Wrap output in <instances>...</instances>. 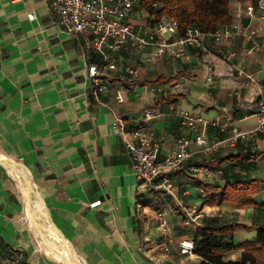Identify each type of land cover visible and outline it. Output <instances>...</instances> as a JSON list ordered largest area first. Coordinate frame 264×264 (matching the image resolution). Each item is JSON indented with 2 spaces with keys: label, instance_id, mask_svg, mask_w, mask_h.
<instances>
[{
  "label": "crops",
  "instance_id": "obj_1",
  "mask_svg": "<svg viewBox=\"0 0 264 264\" xmlns=\"http://www.w3.org/2000/svg\"><path fill=\"white\" fill-rule=\"evenodd\" d=\"M257 1L230 0L229 12L231 28L258 32L261 50L242 38L221 43L224 54L234 53L233 63L247 73L264 69V24L256 10L252 19L244 15ZM139 16L134 21L145 22L143 11ZM90 40L89 35L73 38L61 30L47 0H0V159L15 163L13 173L20 178L17 182L0 164V259L16 255L21 258L13 264H67L58 242L36 229L32 220L55 233L76 264H199L198 256L178 253V243L195 235L181 213L182 207L192 206L201 211L202 222L214 218L250 227L235 233L236 246L255 241L257 227L264 226V132H253L264 78L258 75L255 86L246 84L220 58L199 49L189 50L187 59L161 64L144 55L134 59L140 86L122 91L120 97L101 95L96 102L87 68L100 58ZM205 41L214 46L211 37ZM206 63L214 70L211 85L201 76ZM174 75L177 90L170 85ZM160 85L167 87L161 95L182 96L159 105V117L147 126L159 160L190 134L183 114L204 122L205 137L219 145L208 155L191 146L186 164L158 181L168 180L171 190L150 192L136 181L114 121L121 117L127 130L136 126L144 111L155 106L158 95L153 89ZM232 127L250 134L231 146L226 139ZM231 157L236 159L217 169L207 166ZM191 165L216 177L194 175ZM249 165L252 169L245 171ZM246 173L260 181L254 206L205 203L200 185L223 188L228 177ZM162 211L170 228L165 237L157 231ZM242 253L232 250L225 260L239 262Z\"/></svg>",
  "mask_w": 264,
  "mask_h": 264
},
{
  "label": "built area",
  "instance_id": "obj_2",
  "mask_svg": "<svg viewBox=\"0 0 264 264\" xmlns=\"http://www.w3.org/2000/svg\"><path fill=\"white\" fill-rule=\"evenodd\" d=\"M18 1V0H11ZM51 13L57 18L59 28L73 38L81 35H89L91 48L100 58V63H92L87 68V78L90 84L92 96L96 102L101 95L120 97L122 91L134 90L140 86V79L134 59L146 60L161 64L169 59H187L189 50L199 49L202 53L215 56L234 70L237 77L243 79L246 84L254 85L258 75L264 78V69L257 73H247L233 63L234 53L224 54L221 43L242 38L251 44L255 51H260L261 46L257 40L256 30L245 31L243 28L226 27L211 35H202L196 31L188 30L184 35L178 34V26L174 21L163 19L153 22V17L144 10L137 8V0H47ZM255 10L257 19L264 24V0H258L255 9L249 8L244 15L252 19ZM141 11L146 14L145 22L136 23ZM30 21L35 20L34 15H29ZM211 37L214 46L210 47L205 37ZM202 79L207 85L212 84L214 70L210 64H204ZM173 90L179 87L176 75L170 84ZM166 85L153 89L155 95L163 93ZM257 112L254 117L256 127L254 133L264 132V93H257ZM157 117L159 112L154 109H146L136 126L127 130L124 120L116 117L114 129L123 138L124 146L132 164L134 177L147 191L159 189L171 190L172 186L164 176L181 169L190 158L189 149L196 146L202 155H208L215 151L218 143H209L205 137L206 124L200 119H194L186 114L181 116L190 134L178 139L172 150L163 159L159 160L156 152V144L147 133V126ZM223 128V127H221ZM250 133L239 131L232 127L226 141L235 146L246 139ZM190 173L204 178H215L216 173L200 166H189ZM205 199L206 195L202 194ZM184 222L194 227V230L202 225V213L196 206L181 208ZM25 223V219H20ZM157 231L162 236L170 233L166 213L158 215ZM194 248L193 240H182L178 243V253L181 257L192 256ZM21 257L11 255L0 259V264H13Z\"/></svg>",
  "mask_w": 264,
  "mask_h": 264
},
{
  "label": "trees",
  "instance_id": "obj_3",
  "mask_svg": "<svg viewBox=\"0 0 264 264\" xmlns=\"http://www.w3.org/2000/svg\"><path fill=\"white\" fill-rule=\"evenodd\" d=\"M229 2L230 0H137V8L153 17V22L163 19L174 21L178 26L179 35H184L188 30L202 35H211L231 26ZM180 96H182L181 93L159 94L155 106L151 109L158 111L159 105L173 103ZM239 144L240 142L236 145ZM235 159V157L222 161L214 159L207 166L213 170L220 167L226 160ZM247 160L249 161L250 157ZM244 169L250 171L252 165ZM200 186L206 194L205 203L208 206L227 205L243 208L254 206L252 199L258 192L260 181L246 173V175L234 174L228 177L223 188ZM249 228L223 219H206L195 231L193 254L201 259L199 264H264V226L257 227L255 241L241 246L234 244L235 233ZM235 249L243 251L240 261H226L225 255Z\"/></svg>",
  "mask_w": 264,
  "mask_h": 264
},
{
  "label": "water",
  "instance_id": "obj_4",
  "mask_svg": "<svg viewBox=\"0 0 264 264\" xmlns=\"http://www.w3.org/2000/svg\"><path fill=\"white\" fill-rule=\"evenodd\" d=\"M0 164L4 167H6L8 170H10L12 173L14 172L13 168L15 166V163L11 162V161H8L6 159H0ZM12 177L17 181L19 182L20 181V178L15 174L13 173L12 174ZM21 179H23L28 188H30V183L29 181L27 180V178L24 176V175H20ZM24 201L25 203L27 204V201H28V194L24 193ZM31 224L38 230L40 231H44L46 233H49L51 234V236L58 242V244L60 245L61 247V252H62V256L63 258L66 260V263L67 264H76L71 258L70 256L68 255L67 253V250L65 249L64 245H63V242L61 241V239H59V237L55 234V233H51L50 231H47L46 229L40 227L39 225H37L35 222H33L32 220H30Z\"/></svg>",
  "mask_w": 264,
  "mask_h": 264
},
{
  "label": "bare ground",
  "instance_id": "obj_5",
  "mask_svg": "<svg viewBox=\"0 0 264 264\" xmlns=\"http://www.w3.org/2000/svg\"><path fill=\"white\" fill-rule=\"evenodd\" d=\"M24 192V191H23ZM65 260V259H64ZM66 261V260H65Z\"/></svg>",
  "mask_w": 264,
  "mask_h": 264
}]
</instances>
